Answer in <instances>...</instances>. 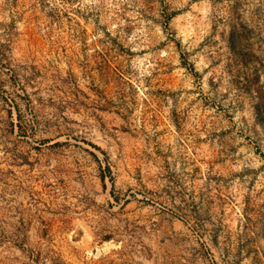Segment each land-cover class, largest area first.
<instances>
[{
  "label": "rangeland",
  "instance_id": "rangeland-1",
  "mask_svg": "<svg viewBox=\"0 0 264 264\" xmlns=\"http://www.w3.org/2000/svg\"><path fill=\"white\" fill-rule=\"evenodd\" d=\"M0 264H264V0H0Z\"/></svg>",
  "mask_w": 264,
  "mask_h": 264
}]
</instances>
